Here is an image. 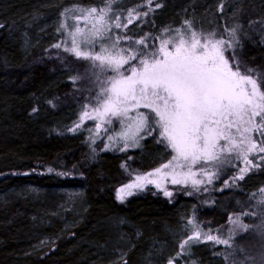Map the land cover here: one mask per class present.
Listing matches in <instances>:
<instances>
[{"label":"snow or ice","instance_id":"6c2138e0","mask_svg":"<svg viewBox=\"0 0 264 264\" xmlns=\"http://www.w3.org/2000/svg\"><path fill=\"white\" fill-rule=\"evenodd\" d=\"M115 3L107 0L100 7H64L56 28L61 39L49 46L57 49L49 55L59 58L71 73L68 79L74 89L81 94L87 91L86 99L77 98L80 113L68 131L76 132L89 119L96 122V136L90 137L93 159L95 139L101 130L107 133L110 128L113 131L104 148L124 151L140 147L152 137L167 153L158 167L133 171L134 179L116 190L117 199L124 202L149 185L170 199L176 191H188L189 187L195 192L207 191L217 180L223 190L230 181L239 186L254 169L264 170V66L250 64L244 52L243 38L249 37V32L240 19L243 6L220 0L219 13L228 15L225 10H231L230 26L198 27L194 18H185L175 27L134 36L127 34L128 26L134 20L144 23L154 9L164 7L163 0L155 5L147 0V11L120 9ZM124 11L126 21L122 19ZM247 23H258L257 31L264 39V16ZM5 26L0 23V28ZM64 53L87 64L81 70ZM47 103L56 107L55 98ZM32 112L38 113L39 107L34 106ZM117 125L119 131L114 130ZM123 166L129 168L126 161ZM45 170L61 177L84 175L76 172L75 166L72 170L51 166ZM169 184L186 187L173 189ZM251 199L255 204L250 207L256 210L241 205L240 211L227 217L230 226L226 233L205 230L195 213L185 217L178 250L164 256L163 264H198L193 246L201 241L226 246L220 254L227 264H243L238 251L245 252L248 264H264V246L258 257L249 256L235 239L250 227L264 237V187ZM249 215H259V223H246L244 217ZM158 251L164 255L163 247ZM116 253L110 264H130L126 250L117 249Z\"/></svg>","mask_w":264,"mask_h":264},{"label":"trees","instance_id":"16d2710c","mask_svg":"<svg viewBox=\"0 0 264 264\" xmlns=\"http://www.w3.org/2000/svg\"><path fill=\"white\" fill-rule=\"evenodd\" d=\"M83 1L0 0V23H5L3 31L8 33L0 43L6 64L21 69L28 55L41 52L42 42L49 41V35L39 38L31 33L29 47L25 50L20 47L30 21L39 17L34 27H52L54 18L64 7ZM217 1L220 0H166L155 22L167 26L170 24L165 22L169 21L167 18H181L177 10L186 6L206 13L216 7ZM226 2L248 8L240 13L245 27L248 20L264 15V0ZM151 26L149 23L144 32L156 33L163 28ZM244 52L250 64L264 66V43L246 44ZM26 72L16 71L9 84L0 76V264H110L117 249L128 252L130 264H163L164 256L178 250L185 233V217L195 213L205 230L226 233L230 226L227 217L240 211L241 205L245 210H256L250 207L255 204L251 197L264 187L262 169L254 170L239 186L226 188L203 203L189 198L159 205L149 196L133 199L128 207L120 205L114 200L112 190L123 174L124 153L103 150L105 138L101 137L95 141L93 159L91 139L79 134L49 135V128L61 116L46 107L41 112L43 118L33 121L34 97L39 94L47 97V92L58 86L53 87L51 76L33 75L37 76L35 83L20 90L14 88V81L31 78ZM131 154L138 158L133 166L141 170L158 166L167 156L163 145L152 137L142 141ZM48 166L67 170L75 166V171L84 175L61 177L56 172H47ZM38 167L45 170L44 176L10 175ZM74 207L77 211L72 212L76 216L67 210ZM244 219L249 225L260 221L259 215ZM67 220L72 221L69 227L65 225ZM119 235L126 241L116 246ZM235 239L247 249L249 256L258 257L264 246V237L253 227ZM161 247L164 255L158 251ZM225 247L202 241L193 246V258L198 264H227L220 254ZM237 256L243 264H248L244 251H238Z\"/></svg>","mask_w":264,"mask_h":264},{"label":"rangeland","instance_id":"374dc122","mask_svg":"<svg viewBox=\"0 0 264 264\" xmlns=\"http://www.w3.org/2000/svg\"><path fill=\"white\" fill-rule=\"evenodd\" d=\"M107 0H84L81 3H78L79 5L84 6L85 8L87 7H91L93 5L100 7L102 6L104 3H106ZM158 0H153V5H155V3H157ZM220 1L216 2V7L211 9L210 11H207L206 13H202L201 11H193L194 9L191 10V6H186L183 7L182 9L177 10V14L179 16H181V18H175V17H168L167 19H169V21H165L168 27H175L177 25H180L183 20L185 18H194L195 19V23L196 25L199 27L200 25H203L204 27H216L217 25L223 26L225 24H228L229 26L231 25L232 21H230L231 16H230V9H226L225 11L227 13H229L228 15L225 14H221L218 12V4ZM77 4V3H76ZM163 4L164 7L159 8V9H154L153 13L149 14V17L144 18L145 22L141 23L140 20H134L133 24L128 26V30H127V34L128 35H134V36H139V35H143L144 33H146L145 27H148L149 22L148 21H152L151 27H164V26H158L157 22H155V17L157 16V14L165 8L166 6V0H163ZM71 5H68L66 7H69ZM114 7L116 8H120V9H130V8H134V7H138V10L140 11H147V0H116V3L114 5ZM62 11V10H61ZM60 11V13H61ZM248 8H243L242 12H247ZM261 11V10H259ZM259 11H255V13H259ZM191 12V14H190ZM60 13H58V15H56V17L54 18V21L52 22V27H34V24L37 23L39 21V17L35 18L33 21H30L29 24H27L26 29V38H24V40L22 41V43L20 44V47L22 45V49L25 50L29 47L30 44V40H31V33H35V35H37L36 37H41V38H47V36L49 37V41L48 42H42L41 44V48L42 51L41 52H37L34 56L31 54L28 55V59L24 60L23 63H25L24 65H22L21 69H12L11 67H9L6 62H5V56L3 53V50L0 49V76L2 78H4V80L9 84L10 81L13 79V76L15 74V76L17 75L16 71H22V69L26 72L29 73L31 76L30 79H28L27 81H23V80H17L14 81L13 87L17 88V89H23L24 87H26V85H30L32 83H35L36 81V77L37 76H51L52 77V84L53 87L55 88L56 85L58 87H56L54 90H51L48 93V96L45 97V95L43 94H39L37 96L34 97V106H38L39 107V112L38 113H33L34 115V119L33 121H38V119H42L43 118V114L41 112H43V110L47 107L48 109H51L50 111H53L54 113H56V115L61 116L59 118V120L57 122H55L53 124V126L51 125V128H49V135H62V133H66V134H72V135H82L86 140L91 139L90 137H94L96 136V132L94 130L95 127V121L89 119L87 121L84 122V124L76 131V132H71L68 131V129L70 127H72L73 123L75 121H77V118L79 116L80 113V103H77V98H79L81 101H83L84 99H86L87 97V91H84L82 94L80 93L79 89H74L73 88V82L69 81L68 76L71 74L66 68H64L63 64L61 63L60 59L57 58L56 56H50L49 53H54L57 51V49L55 48H50V45H54L58 40L61 39V33H58L56 31V28L58 27L59 23H60ZM176 13V12H175ZM264 16V15H261ZM215 17V23H212L213 19ZM43 18H40V20ZM122 19H124L126 21L127 19V12L124 11V14L122 16ZM159 19V18H158ZM69 22L71 23V18H69ZM82 24L84 22H81ZM260 28V25L257 23L255 25L249 26L247 25V27H245V30L249 32V37H245L243 38L244 40V45L246 44H251V45H256L259 43H264V39H261V33L259 31H257V29ZM162 29V28H161ZM6 31V29H4ZM34 30V31H33ZM119 31H121L122 33L125 31L124 29H120ZM3 31V28H0V43H2V41L5 40V37H8V33ZM36 45V44H35ZM61 52H63V50H60ZM65 55H67L69 57V60L75 64L78 67H81V70L83 68L84 65L87 64V61H83L80 60L74 56H72L69 53H64ZM37 71H40L39 74H36ZM33 75H37L36 77H34ZM49 79H47L48 81ZM82 84H86L87 82H80ZM44 91V90H43ZM55 98V102H56V107H52L50 104L47 103V101L49 99H54ZM33 106V107H34ZM63 113V114H62ZM58 116V117H59ZM57 129H59V131H57ZM115 131H119V126L117 125L114 129ZM45 131V130H44ZM113 129H109V131L107 133H105L103 130H101L100 135L95 139V141L99 140L101 137L105 138V143H108L107 140V136L112 134ZM47 133V132H46ZM150 137H147L146 139H148ZM145 141V140H144ZM104 148V147H103ZM138 148V147H137ZM137 148H130V149H126L124 151H122L124 154V162L126 161L127 164L129 165V168H125L122 164V168H123V174L121 176V178H119V184L116 185L113 190H112V195L113 198L116 202H118L120 205L124 206V207H128L130 205V202L135 199V198H147L149 196H151V200L153 202H155L156 204L159 205H171V204H175L178 201H180L181 199H189V198H193L195 200H197L199 203H203V201L207 200L209 197L214 196L216 193L223 191L224 189H228L231 186H236V183L234 182H229V184L227 186L223 187V190H221L220 185V180H217L214 182L213 185H209L208 186V190L207 191H200V192H195L192 191L190 189V187L188 188V191H192V194L189 195L188 191H176L174 194V198L170 199L168 197H165L162 193L161 190L159 189H155L154 185H149L148 189L145 190H141L139 192L134 193L133 196L128 197L126 201L121 202L120 200L117 199V194H116V190L119 188V186L123 183H127L130 179H134V175H132L133 171L136 172H144V171H148L151 170L152 168L148 169V170H141L139 168H137L136 166H133V162H135L138 158L136 156H133V154H131L132 151H135ZM103 150H108V151H113V150H119L118 148H104ZM242 165V162H240ZM159 166V165H158ZM156 166V167H158ZM35 171H18V172H14L12 174H10L11 176H44L42 174L46 173L45 170H43L41 167L38 168H34ZM256 170V169H254ZM254 170L250 173H248L246 176L252 174L254 172ZM226 178V177H225ZM242 181H239L238 184L240 185ZM170 188L173 189H179V188H184L186 186H177V185H168ZM69 214L74 210L77 211L76 207L72 208V209H67ZM73 215L76 216V214H74V212H72ZM63 218H65L63 216ZM72 224V221L67 220L65 225L67 227H69ZM116 232L119 231L118 227H116V225L114 226ZM126 239L121 235L116 237V246L120 245L122 242H125ZM202 242V241H201ZM205 242V241H203ZM211 242V241H208ZM112 243V242H111Z\"/></svg>","mask_w":264,"mask_h":264}]
</instances>
